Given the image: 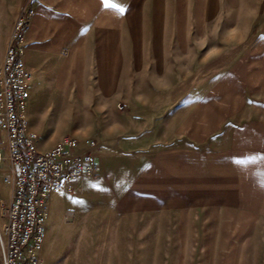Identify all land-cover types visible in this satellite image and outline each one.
<instances>
[{"label": "rangeland", "instance_id": "1", "mask_svg": "<svg viewBox=\"0 0 264 264\" xmlns=\"http://www.w3.org/2000/svg\"><path fill=\"white\" fill-rule=\"evenodd\" d=\"M25 2L0 0V55ZM207 2L189 7V21L174 24L173 86L159 87L164 102L158 103L159 118L144 129L153 141L143 148L134 127L128 133L116 127L131 106L113 100V90L99 116L88 113L85 102H49L60 89L57 71H42L28 115L40 145L68 135L93 138L100 161L97 179L82 177L73 192L51 193L43 262L52 255L59 264H264V0ZM227 76L237 77L233 85ZM78 92L83 98L84 88ZM114 107L123 116L111 112ZM168 112L175 114V134L161 124ZM200 113L206 134L184 144L193 161L180 164L176 131L184 118L194 123ZM169 142L179 160L174 169L190 179L186 194H170L165 182L137 194L140 164ZM7 194L0 188V198Z\"/></svg>", "mask_w": 264, "mask_h": 264}, {"label": "crops", "instance_id": "2", "mask_svg": "<svg viewBox=\"0 0 264 264\" xmlns=\"http://www.w3.org/2000/svg\"><path fill=\"white\" fill-rule=\"evenodd\" d=\"M207 3V0H26L18 14L23 8H31L33 13L26 17L22 28L21 48L25 62L33 68L31 78L36 80L32 86L31 78L29 80L28 115H32L34 98L42 85V71L53 70L57 71L53 75L59 80L56 86L60 89L49 102H85L90 104L88 113H100V116L104 112L100 104L109 101L108 93L113 90V100L123 99L131 106L129 118L117 123L118 130L128 133L134 127L136 144L142 148L150 144L153 140L144 129L159 118L158 103L164 102L159 87L173 86L168 78L174 68V24L187 22L189 7ZM176 7L182 8L181 15L176 14ZM183 37L186 35L182 34ZM2 58L1 53L0 62ZM235 78L224 79L233 85ZM79 88L85 90L83 98H80ZM213 94L217 99V91ZM110 111L123 116L115 107ZM174 115L168 112L161 122L169 125L166 133L175 134L171 121ZM207 126L204 113H200L194 123L190 117L181 121L176 131L177 141L183 144L178 150L183 154L180 164L191 165L193 155L186 151L184 144L189 146L196 134H206ZM171 143L150 162L140 164V174L135 178L137 194H148V188L164 182L170 194H186L184 189L190 179L184 170L174 169L179 160H176L175 149L170 148ZM97 161L96 174L86 178L99 177L98 155ZM0 188L8 192L6 184H0ZM7 197L8 194L3 198ZM59 262L62 261L52 255L46 256L44 262L42 259V264Z\"/></svg>", "mask_w": 264, "mask_h": 264}, {"label": "built area", "instance_id": "3", "mask_svg": "<svg viewBox=\"0 0 264 264\" xmlns=\"http://www.w3.org/2000/svg\"><path fill=\"white\" fill-rule=\"evenodd\" d=\"M32 13L23 8L17 15L0 64V178L8 186V197L0 198V264H42L49 196L71 192L78 179L98 170L95 139L68 135L40 147L30 125L33 68L23 58L20 30Z\"/></svg>", "mask_w": 264, "mask_h": 264}]
</instances>
